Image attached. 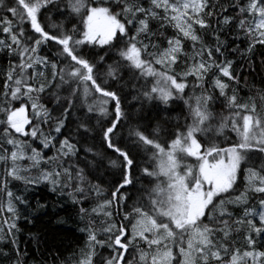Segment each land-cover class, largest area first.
Masks as SVG:
<instances>
[{"label": "snow or ice", "instance_id": "snow-or-ice-1", "mask_svg": "<svg viewBox=\"0 0 264 264\" xmlns=\"http://www.w3.org/2000/svg\"><path fill=\"white\" fill-rule=\"evenodd\" d=\"M0 56V264H264V0H0Z\"/></svg>", "mask_w": 264, "mask_h": 264}, {"label": "trees", "instance_id": "trees-1", "mask_svg": "<svg viewBox=\"0 0 264 264\" xmlns=\"http://www.w3.org/2000/svg\"><path fill=\"white\" fill-rule=\"evenodd\" d=\"M6 62V57L0 56V64H6ZM250 79H252V77H250ZM141 115L146 116L151 115V113L146 111L141 113ZM146 122L145 120V123ZM142 155L143 154H141V156ZM137 158L140 159V156ZM132 194L135 195L134 190ZM47 199V215H40L39 219L34 220L31 224L25 223L23 217H21V247H28L34 252V242L31 241L29 237L38 235L41 237L42 241L45 239L51 241L52 238L55 237L56 243L61 244L62 247L78 248L83 242V234L78 229L83 225L79 223L78 217L72 212L71 204H64L63 202L54 204L57 198L51 193L47 194ZM57 217L66 220V223L58 224L56 222ZM41 251H43V248Z\"/></svg>", "mask_w": 264, "mask_h": 264}]
</instances>
